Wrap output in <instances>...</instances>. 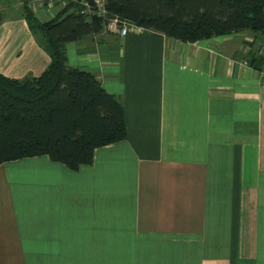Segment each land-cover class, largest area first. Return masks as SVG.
Instances as JSON below:
<instances>
[{
	"label": "crops",
	"instance_id": "1",
	"mask_svg": "<svg viewBox=\"0 0 264 264\" xmlns=\"http://www.w3.org/2000/svg\"><path fill=\"white\" fill-rule=\"evenodd\" d=\"M1 45L8 78L49 64L24 20H0ZM64 52L121 101L127 137L75 171L1 164L0 264H264V32L185 43L127 25Z\"/></svg>",
	"mask_w": 264,
	"mask_h": 264
},
{
	"label": "trees",
	"instance_id": "2",
	"mask_svg": "<svg viewBox=\"0 0 264 264\" xmlns=\"http://www.w3.org/2000/svg\"><path fill=\"white\" fill-rule=\"evenodd\" d=\"M109 18L185 43L264 32V0H105ZM68 6L48 22L24 9L28 28L40 30L49 64L37 77L0 74V165L48 156L70 170L89 165L96 148L127 137L121 101L95 76L67 65L64 45L99 32Z\"/></svg>",
	"mask_w": 264,
	"mask_h": 264
},
{
	"label": "built area",
	"instance_id": "3",
	"mask_svg": "<svg viewBox=\"0 0 264 264\" xmlns=\"http://www.w3.org/2000/svg\"><path fill=\"white\" fill-rule=\"evenodd\" d=\"M28 2L29 11L39 21L43 18L45 22H48L55 18L59 11L73 6L72 11H75V8L78 9V13L86 21H91L93 17L106 20L104 18L107 17L110 31L120 32L123 31L124 26L130 25L120 21L118 17L109 18L104 8L105 0H29Z\"/></svg>",
	"mask_w": 264,
	"mask_h": 264
},
{
	"label": "rangeland",
	"instance_id": "4",
	"mask_svg": "<svg viewBox=\"0 0 264 264\" xmlns=\"http://www.w3.org/2000/svg\"><path fill=\"white\" fill-rule=\"evenodd\" d=\"M29 0H0V20L6 21V22H15V21H20V20H24L27 26V29L31 35V37H33L38 45V47L43 49L45 48V40L42 37V33L40 30H36V28L34 29V32H32V29L28 28L27 22L25 20V15H24V9L28 10V2ZM30 12V11H29ZM32 13V12H30ZM34 16V14H33ZM104 19H108L107 17H105ZM106 20H102L101 18H97V23L99 24L98 27H104L101 28L102 31H104L105 33H113L110 32L111 29H108V21ZM41 21L45 22V19H41ZM92 21V20H91ZM5 43L4 41L2 42V44ZM12 46L11 42H6V44H3V48L4 49H8ZM0 50H2V45ZM3 55V54H2ZM1 55V56H2ZM76 244L80 245V244H89V240H91V244H98L101 243L102 240L104 239L105 236L99 235L98 232H76ZM109 234V240L112 241L116 236V232H108ZM132 238V234H129V239ZM117 240H121L123 241L122 238L117 237L115 239V241H112V243H117Z\"/></svg>",
	"mask_w": 264,
	"mask_h": 264
}]
</instances>
